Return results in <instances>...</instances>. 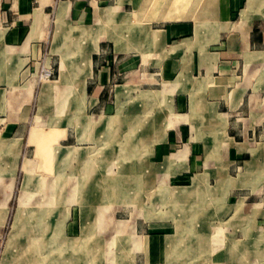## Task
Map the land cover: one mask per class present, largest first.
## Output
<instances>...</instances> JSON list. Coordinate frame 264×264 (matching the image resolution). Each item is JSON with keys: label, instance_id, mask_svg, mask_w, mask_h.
I'll return each instance as SVG.
<instances>
[{"label": "crops", "instance_id": "obj_1", "mask_svg": "<svg viewBox=\"0 0 264 264\" xmlns=\"http://www.w3.org/2000/svg\"><path fill=\"white\" fill-rule=\"evenodd\" d=\"M82 30L97 34L91 62L72 60L66 84V49L92 48ZM55 98L52 159L75 150L71 174L126 179L127 218L111 219L132 242L126 264H246L252 245L264 257V0H0V176L40 155L29 133ZM104 151L127 169L94 173Z\"/></svg>", "mask_w": 264, "mask_h": 264}, {"label": "rangeland", "instance_id": "obj_2", "mask_svg": "<svg viewBox=\"0 0 264 264\" xmlns=\"http://www.w3.org/2000/svg\"><path fill=\"white\" fill-rule=\"evenodd\" d=\"M110 26L111 24L107 25L108 28ZM77 38V41L80 42V34ZM89 40L92 48L91 51L89 48L87 50L91 56L96 41L94 42L93 37H90ZM74 42H76L75 37L68 39V43H71V45ZM81 52L84 51L79 48L66 49V63L68 64L66 84L69 80L72 60L77 64L76 68L79 72L78 62ZM36 79V82L41 85L40 79ZM42 82L43 85L49 83L48 81ZM68 85L66 86L65 117L63 113H53L55 107L58 106L56 104L63 102L62 98H55L52 102L53 107H55L49 109V113L39 115L38 120L36 119L33 123L34 127L41 130L34 128L29 133L28 143L35 145L40 155L34 154L33 148H29L27 154L20 161L22 169L18 168L15 178L8 177L7 179L0 176V264H2L4 255L8 252L7 250L15 259V264H53L51 262L53 258L58 259L60 255L64 256V254L65 259L63 260L66 264H126L125 255L128 245L132 246V242H128L125 234L117 236L113 226L114 221L111 220L113 218L118 220L127 218L128 195L125 192L126 183L124 182L126 179L115 176L80 177L79 172L71 174V169L82 165L76 160L71 162L74 157L79 156L75 150L68 151L66 156H63L58 162H55V158L52 159V153L55 152V149H51L50 142L52 139L57 141L61 134L58 135L55 132L52 133V131L47 133L43 130H50L59 126L63 122V117L66 118V126L70 127L72 132L77 131L79 128L81 117L79 98L73 96V92H70L69 95L68 88L73 89L75 84L69 85L70 87ZM41 101L42 103L47 102V98L41 96ZM105 156L106 152L104 151L102 154L95 155V161H89L93 165L92 170L94 173L106 174L111 171V173L117 174L122 168L123 170L127 169L126 162L106 161ZM2 157L8 158L6 155ZM52 161H54V168H52ZM5 163L6 161L0 162V167L8 169V166H4ZM8 163L11 166V162ZM88 167L85 165L82 169L86 170ZM47 168L56 171L58 177L54 173L53 177H47ZM31 169L35 174L39 173L41 176H34ZM1 174L3 175L2 171ZM28 174L30 180L24 188L26 175ZM111 183H114L115 186H112ZM116 186L121 192L114 189ZM80 187L81 191H79ZM102 189L105 192H102ZM21 197L27 199L26 204L29 214L30 212H37L42 216L46 215L47 218L44 221H47V225L39 228L41 234L37 233L38 230L28 236L25 232H28L30 228L24 230V233L22 231L21 235H18L21 239L12 242V229L18 216ZM142 198L143 195L141 194L139 198L136 197L135 199L136 201H142ZM41 220L43 221V218ZM27 221L29 223L31 221L33 223L31 226L35 227L34 224L37 219L28 217ZM126 223L117 221L119 232L121 229L126 228ZM96 238L101 240H96ZM112 238L116 240L111 241ZM58 245L63 246L57 248ZM250 249L248 253L251 254V257H247L246 264H264V257L255 256L258 252V249L255 250V245L250 246Z\"/></svg>", "mask_w": 264, "mask_h": 264}, {"label": "bare ground", "instance_id": "obj_3", "mask_svg": "<svg viewBox=\"0 0 264 264\" xmlns=\"http://www.w3.org/2000/svg\"><path fill=\"white\" fill-rule=\"evenodd\" d=\"M82 35H85L87 38L93 37L94 42L96 41V35L91 34L90 31L88 30L87 32L85 30H82ZM81 59H82V65L85 67H88L90 65V52H88V50H85L84 52H81ZM66 61H67V56H66ZM67 64V63H66ZM80 65V64H79ZM67 66V65H66ZM63 70V69H62ZM64 73V72H63ZM67 74V73H66ZM70 78V77H69ZM42 81H49V80H42ZM47 85V83H46ZM47 87V86H46ZM40 130V129H39ZM38 141V140H37ZM1 143L3 141H0ZM15 142V141H14ZM12 142V143H14ZM36 142V141H35ZM38 146V145H37ZM54 159V158H53ZM72 159V158H70ZM31 171V170H29ZM26 179H25V183H24V188L27 185V182L30 180V175H26ZM106 183V182H105ZM115 186V185H114ZM60 188V187H59ZM81 188V187H80ZM115 189V188H114ZM80 190V189H79ZM82 190V189H81ZM107 191H109L108 189H105ZM112 190V189H111ZM105 192V191H104ZM109 194V193H108ZM107 196V195H106ZM27 199H25V197H21L20 199V206H19V212H18V216L16 221L14 222V228L13 230V234L11 236V240L12 242H15L16 240L21 239L18 235H21V232L24 233V230H27L30 228V230L28 232H25L26 234H28V236L32 233H34L35 231L37 232L39 230L40 227L47 225V221H44V219L46 220L47 217H45L44 215L42 216V214L39 213H28V206L26 204ZM36 207V206H35ZM20 213V214H19ZM29 214V216H28ZM38 216V217H36ZM34 217L35 219H37V222L34 224L35 227L31 226L33 225V223H29V221H27V219ZM41 218H43V221L41 220ZM40 219V220H39ZM31 220V219H30ZM41 230V229H40ZM40 230L37 232L38 234H41ZM11 242V243H12ZM18 244V243H17ZM13 245V244H12ZM11 246V245H10ZM63 245H58V247H62ZM8 252L4 255V259L2 261V264H15V259L13 258L12 254L10 253L9 250H7ZM35 256V255H34ZM65 259V254L60 255V258L56 259L53 258L51 260V262L53 264H66V262L63 260Z\"/></svg>", "mask_w": 264, "mask_h": 264}, {"label": "built area", "instance_id": "obj_4", "mask_svg": "<svg viewBox=\"0 0 264 264\" xmlns=\"http://www.w3.org/2000/svg\"><path fill=\"white\" fill-rule=\"evenodd\" d=\"M54 71L51 66L42 65L38 72V77L40 80H50L53 78Z\"/></svg>", "mask_w": 264, "mask_h": 264}]
</instances>
